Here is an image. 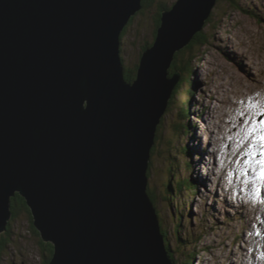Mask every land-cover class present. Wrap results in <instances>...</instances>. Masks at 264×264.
<instances>
[{
	"label": "water",
	"instance_id": "95a60500",
	"mask_svg": "<svg viewBox=\"0 0 264 264\" xmlns=\"http://www.w3.org/2000/svg\"><path fill=\"white\" fill-rule=\"evenodd\" d=\"M143 0H0V233L19 192L54 246L45 264H176L149 191L175 53L217 0H176L126 78Z\"/></svg>",
	"mask_w": 264,
	"mask_h": 264
},
{
	"label": "rangeland",
	"instance_id": "374dc122",
	"mask_svg": "<svg viewBox=\"0 0 264 264\" xmlns=\"http://www.w3.org/2000/svg\"><path fill=\"white\" fill-rule=\"evenodd\" d=\"M159 1L170 5L176 0L157 2ZM238 3L239 5L230 3V0L216 2L212 10V20L209 24L205 22L203 31L206 34L204 33L200 44L194 45L190 55V77L187 78L190 80L192 78L194 87L188 105L191 115L185 119L179 117L180 106L184 100L181 91L184 90V85L189 86L191 82L183 81L180 87L174 89L169 99L168 107L162 115L163 123L158 124L159 134L162 135L156 140L151 157L150 189L155 188L156 184L160 188L170 180L167 169L172 163L170 157L173 156L178 158L179 167L177 168L176 165L174 167L180 179L183 176L179 173V169L182 174L189 171L187 174H190L191 179L197 184L196 194L189 200L188 205H191V210L186 214L188 217L183 230L186 238H192L189 240L191 243L185 245V250L187 254L192 253L193 264H221L222 258L226 260L224 264L231 263L235 257L228 259L229 254L227 256L225 254L238 247H242L245 254L239 257L242 260L237 259L242 262L235 260L233 264H264V185H260L257 195L258 182L250 180L245 184L247 177L242 175L246 159L244 153L251 143V138L247 137V132L252 127L250 123L252 125L264 120V0H238ZM159 9L156 3L142 9L129 24L122 39L125 67L135 69L140 63L146 44L155 40ZM227 66L235 69L246 82L251 83V86L236 83L230 77ZM240 98L242 101L238 102ZM254 103L260 109H254ZM210 112L219 115V117L216 115V120L223 124L220 130L216 127L214 129L212 124L210 129L213 131H206L207 124H204L201 118L203 116L208 118ZM221 112L223 116L220 115ZM237 112L240 114L237 115ZM243 114H247L248 117L241 119L240 115ZM229 116H234L233 118L239 121V126L236 127ZM180 122L190 125L187 136L190 149L186 158L189 166L185 162L184 154H176L172 148L181 143L179 139L182 137L178 135L180 132L175 127ZM226 124L236 127L234 131L237 139L240 141L243 139L244 143L241 144V152L231 159L229 165L225 168L221 166L224 168L223 171L221 169L217 171V168L220 186L216 189L211 179L215 158L211 156L212 158L209 159L205 153L212 147L214 152L209 153L216 154L217 167L220 157L216 146L223 142V145H219V150L223 154H227L232 146L229 141L227 143L220 138L216 139V136H221L222 132H226L225 135L229 138L228 129H224ZM208 137H211L212 143L207 142L210 141ZM206 162L211 164L210 170L207 177H201L200 173L207 171ZM221 184L227 190L226 197L219 193L222 189ZM160 211L166 219L167 228L173 227L176 207L166 202L160 206ZM18 213V217L11 218L8 229L10 236L7 232L0 233L1 239L4 235L10 238L7 246L0 250V264H45L48 250L43 244L50 242H45L40 234L35 233L28 213L24 211ZM245 237L247 239L244 242ZM171 249L176 252L179 249L178 244L173 241ZM177 259L180 261L178 264H186L184 256H179Z\"/></svg>",
	"mask_w": 264,
	"mask_h": 264
},
{
	"label": "trees",
	"instance_id": "16d2710c",
	"mask_svg": "<svg viewBox=\"0 0 264 264\" xmlns=\"http://www.w3.org/2000/svg\"><path fill=\"white\" fill-rule=\"evenodd\" d=\"M157 1L158 0H143L142 1L143 2V8L142 9L151 7L155 3H156V5H159L160 9H159V15L157 18V27H156L155 35L157 34V29L161 24L162 11L164 9H168L171 6V4L169 5L168 3H165L163 1L162 2L161 1L157 2ZM217 2H218V0H217ZM231 2L239 5L238 0H230V3ZM142 9L140 11H142ZM212 16H213V11L206 21L207 24H209L210 21L212 20L211 19ZM134 18H135V16L132 17L130 23L133 21ZM129 24L125 28L122 37H124V34L126 33V30L129 26ZM205 26L206 25H204L203 29L205 28ZM203 29L194 34L193 40L191 41V43L189 45H187L185 48H183V49H181L175 53L174 59H173L172 64L169 68V77H172L176 72L180 73V80L176 84L175 90L177 87H180V85L183 81H185L187 83L191 81L190 85L189 86L184 85L185 88L183 91H181L183 93L184 100L182 101L181 106H180L179 117L180 118L183 117V119L188 118L191 115V110H190L188 105H189L190 93H192L194 91L193 90L194 87L192 85V78H191V80H190V78H187V76L190 77L189 76V72H190L189 62L191 61L190 55L192 54V49L195 47L194 45L198 44V43L200 44L202 42L201 38H204L203 35L205 33L203 31ZM206 39H208V38L206 37ZM153 43H154V41L152 43L146 44V46L144 47V50L146 48H148L149 46H151ZM139 64L136 66L135 69H130L129 67H125L126 78L128 80H132L136 77ZM163 121H164V119H163V117H161L160 123H163ZM183 124H182V122H180V124L178 123L175 126L176 129L178 130V132H180V133H178V135L181 136L182 139L181 138L179 139V141L181 142L179 145H176L175 147L172 146V148H174L173 151H175L176 154L177 153L184 154L185 162L187 163L186 158L189 154L188 149H190V147L187 144L188 141H187L186 135H187V132L189 130V127L185 123H183ZM159 132L160 131H159V126H158L156 137H155V142H156V140L159 139V136L162 135V134H159ZM153 151H154V148L152 149V152ZM170 160L172 163L170 164L169 168L167 169V172L170 173V176H169L170 180H168L167 183L165 182V184H163L159 188V191H157V192L154 191V193L151 191V189H149V191H151L150 193H151L152 201L154 202V205L156 206V208L158 210L159 220H160V224L162 227V232L164 234V240H165L166 247L168 248V250H170V246L173 243V241L178 244L179 249L176 251L178 254H176V252H174L173 249L170 250V254H171L173 260L176 262V264H178V263H180V261H178L177 257L184 256L186 258L185 259L186 264H193L194 259H192V253L187 254V250H185V245L191 243L189 240L192 238H186V236L183 235V230H184V226L186 223L185 221L188 217L186 214H187V212H189L191 210V205L190 206L188 205L189 200L193 199L194 194H196L195 188H196L197 184L195 181H193V179H191V175L187 174L189 171L187 173L183 172V174H182V171L179 169V173H181V176H183V178L180 179V175L178 174V171L175 170V167H174V165H176L177 168L179 167L178 158L176 156H173V157H170ZM151 165H152V161L150 160L149 177H150ZM188 166H189V164H188ZM176 172H177V176H176ZM178 176H179V178H178ZM156 185H158V184H156ZM152 189H154V188H152ZM166 202L170 206L176 207V212L174 214L173 227H168V228H167V225L165 224L166 219L164 218V216H162V212L160 211V206ZM12 210H13L12 219H15L16 217L19 216V213H18L19 211H24V212L28 213L31 221L33 222V217H32L30 207L28 206L26 199L19 192H17L16 195L12 198ZM11 220L9 222L8 229L10 227ZM33 228H34L35 233L39 234V232L35 229L34 226H33ZM6 232L8 233V236H10L9 230ZM6 232H4V233H6ZM9 239L10 238L7 237V235H4L2 239L0 238V250L4 249L7 246ZM47 245L50 246V248L49 247L47 248ZM43 246L46 247V250L48 249V253L46 255L48 256V260H51L52 255H53V250H54L53 244L52 243H45V244H43ZM179 253H182V254H179ZM181 264H183V263H181Z\"/></svg>",
	"mask_w": 264,
	"mask_h": 264
},
{
	"label": "bare ground",
	"instance_id": "6f19581e",
	"mask_svg": "<svg viewBox=\"0 0 264 264\" xmlns=\"http://www.w3.org/2000/svg\"><path fill=\"white\" fill-rule=\"evenodd\" d=\"M140 65V64H139ZM125 66V65H124ZM170 68V67H169ZM125 69V68H124ZM126 70V69H125ZM227 70H228V73H229V75H230V77L232 78V79H234V81L236 82V83H239V84H242V85H245V86H251V83L250 82H246L245 81V78L244 77H242V76H240L238 73H237V71L235 70V69H233L232 67H229V66H227ZM168 77H169V72H168ZM169 78H171V77H169ZM256 78V77H255ZM221 79V78H220ZM256 80V79H255ZM179 81H177L176 83H175V86H176V84L178 83ZM173 95V94H172ZM216 95V94H215ZM172 97V96H171ZM240 101H238V102H241L242 101V98H240L239 99ZM256 100V99H255ZM239 104V103H238ZM244 104V103H243ZM255 104V103H254ZM212 106V105H211ZM216 107H218V106H216ZM215 107V108H216ZM214 108V110H216ZM257 108H259L258 106H256V104L254 105V109H257ZM219 109V108H218ZM260 109V108H259ZM224 112V111H223ZM223 112H221L220 113V115H222L223 116ZM238 114H240V113H238L237 112V115ZM218 117H219V115L218 114H216ZM216 115L214 114V113H212V112H210V113H208V118H206L205 116H203L202 118H201V120L204 122V124H207V126H206V131H208V132H212L213 130L212 129H210V127L212 126V124H214L213 125V128L215 129V127L217 128V130H220V127L221 126H223V124L222 123H220L221 121H217L216 120ZM235 116V115H234ZM233 116V117H234ZM232 116L230 117L229 116V118L232 120V121H234V125H236V127H237V125L239 126V121L237 122L236 120H235V118H233ZM246 117H248V115L247 114H243V115H240V118L241 119H245ZM251 117L252 116H250V119H251ZM234 119V120H233ZM227 122H229V121H227ZM224 123V122H223ZM250 126H252L251 125V123H250ZM235 126H230L229 124H226L225 125V127H224V129L225 130H227L228 129V133H229V138H228V136H226L225 134H226V132H222L221 133V136H218L217 137V139H222L224 142H227V143H229V142H231V144H232V146L230 147V149H228V151H227V154H223L222 152H221V150H219L218 152H219V156H220V159L222 160V163H221V165L225 168V167H227L228 165H229V162L231 161V159L235 156V155H237L239 152H241V150L240 149H242V146H241V144L243 145V143H244V140L243 139H241V141L240 140H238L237 139V134H236V132L234 131V129L236 128ZM220 133V132H219ZM211 134H213V133H211ZM211 134H210V136H211ZM200 138L202 139V136H200ZM206 138V137H205ZM209 138V137H208ZM204 139V138H203ZM210 139V141H208L207 140V142H209V143H212V141H211V137L209 138ZM214 140H216V139H214ZM229 141V142H228ZM204 142V141H203ZM206 142V143H207ZM223 145V142H220L219 143V145ZM211 147V146H210ZM220 147V146H219ZM219 147H218V149H219ZM201 148H204V147H201ZM208 149V148H207ZM224 149V148H223ZM211 151H213L212 150V147L210 148V149H208V152H206L205 153V156L207 157H209V159L210 158H215L216 157V154L214 153L213 154V152H212V155H210L211 153H209V152H211ZM222 154H223V159H222ZM210 155V156H209ZM212 156V157H211ZM215 160V165H216V159H214ZM211 161V160H210ZM207 163V165H206V169H207V171L206 172H201L200 173V176L201 177H207V175H208V172H209V170H210V165L211 164H209L208 162H206ZM204 165H205V163H204ZM214 165V170H212L213 172H211V179H212V183H213V185L215 184V188L217 189L219 186H220V181L218 180V177H219V174L217 175V172H216V166ZM203 168V167H202ZM224 168H222L221 167V170L223 171L224 170ZM219 171V170H218ZM221 171V172H222ZM223 173V172H222ZM176 183V182H175ZM227 185H229V183H227ZM221 186H222V184H221ZM220 191V190H219ZM220 193V195H222V196H225L226 197V195H228V193H227V190H226V188L224 187V186H222V189H221V192H219ZM163 222V221H162ZM33 227V226H32ZM252 232H254V230H252ZM254 248H255V246H254ZM47 252V251H46ZM169 252H170V250H169ZM227 254H229L228 255V259H231V258H233V257H235V260H237V259H241V258H239L240 256L242 257V255L241 254H245V252H244V249L242 248V247H238L237 249H235V248H233V249H231L228 253H226L225 254V256H227ZM231 254H233V256L231 255ZM235 254H237V255H235ZM51 258V257H50ZM52 259V258H51ZM235 260H233V261H231V263H228V264H233L234 263V261ZM242 260V259H241ZM241 260H237V261H241ZM47 261H50V260H48V256H47ZM242 262V261H241ZM224 264V263H226V260L224 259V258H222V260H221V264Z\"/></svg>",
	"mask_w": 264,
	"mask_h": 264
},
{
	"label": "snow or ice",
	"instance_id": "6c2138e0",
	"mask_svg": "<svg viewBox=\"0 0 264 264\" xmlns=\"http://www.w3.org/2000/svg\"><path fill=\"white\" fill-rule=\"evenodd\" d=\"M247 137L251 138V143L244 153L246 159L242 175L247 177L245 184L250 180L258 182L256 191L259 195V187L264 185V120L253 123L247 132Z\"/></svg>",
	"mask_w": 264,
	"mask_h": 264
},
{
	"label": "flooded vegetation",
	"instance_id": "af4514ba",
	"mask_svg": "<svg viewBox=\"0 0 264 264\" xmlns=\"http://www.w3.org/2000/svg\"><path fill=\"white\" fill-rule=\"evenodd\" d=\"M49 248H50V246H49ZM48 250V249H47ZM51 254V253H50Z\"/></svg>",
	"mask_w": 264,
	"mask_h": 264
},
{
	"label": "clouds",
	"instance_id": "9594fccd",
	"mask_svg": "<svg viewBox=\"0 0 264 264\" xmlns=\"http://www.w3.org/2000/svg\"><path fill=\"white\" fill-rule=\"evenodd\" d=\"M158 128V127H157Z\"/></svg>",
	"mask_w": 264,
	"mask_h": 264
}]
</instances>
